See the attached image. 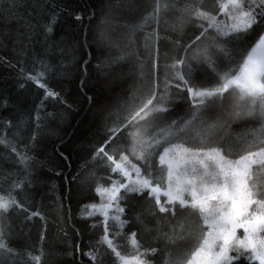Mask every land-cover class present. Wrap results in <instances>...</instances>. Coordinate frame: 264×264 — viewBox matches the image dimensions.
<instances>
[{
    "label": "snow or ice",
    "instance_id": "obj_1",
    "mask_svg": "<svg viewBox=\"0 0 264 264\" xmlns=\"http://www.w3.org/2000/svg\"><path fill=\"white\" fill-rule=\"evenodd\" d=\"M217 4L219 11L213 13L198 2L156 0L148 13L157 24L161 13L174 15L179 25L191 23L192 36L186 43L176 41L178 51L166 65L163 81L154 58L147 93L138 101L134 91L127 101L120 100L115 112L128 114L116 116L105 140L108 145L122 139L118 159L116 150L109 153L103 145L92 154L93 161L99 154L106 158L112 175L97 180L92 191L98 200L84 205L82 216L99 218L92 226L102 228L96 244L110 250L113 264H264V0ZM55 23L50 18L42 27L50 33ZM248 34L254 39L250 47L242 39ZM123 59L121 54L104 62L116 66L121 81ZM44 75L27 73L26 79L43 89L45 97L58 98L46 87ZM180 100L183 107L174 113ZM106 107L100 102L98 110ZM111 118V113L105 117ZM248 121L256 126L232 130ZM25 122L21 117L17 128ZM0 144L7 147V139L0 137ZM11 150L17 151L14 145ZM17 162L22 175L0 193V264H26L8 236L10 214H37L30 213L26 198L14 194L23 191L25 182L31 186V158L18 153ZM94 178L86 173L82 188ZM129 214L144 233H156L149 245L141 242L142 232L126 231ZM125 245L131 254L122 253ZM160 252L163 260L157 262ZM42 255L29 252L27 258L41 264ZM84 255L96 259L91 252Z\"/></svg>",
    "mask_w": 264,
    "mask_h": 264
},
{
    "label": "trees",
    "instance_id": "obj_2",
    "mask_svg": "<svg viewBox=\"0 0 264 264\" xmlns=\"http://www.w3.org/2000/svg\"><path fill=\"white\" fill-rule=\"evenodd\" d=\"M178 2H198L206 11H219L217 0ZM155 3L156 0H0V137L8 141L7 147L0 144V193H6L13 180L22 175L18 153L26 152L31 158V186L25 182L23 191L14 194L22 200L26 198L30 213L37 214L12 212L8 236L28 264H34L27 258L29 252L33 256L43 252L41 264L115 261L106 246L97 247L102 228L92 226L99 218L82 216L83 206L98 200L92 191L97 180L112 175L106 158L99 154L93 161L92 154L103 145L109 153L116 150L118 159L122 139L117 137L108 145L105 140L116 116L124 119L128 114L115 112L120 100L127 101L134 91L138 101L147 93L154 58L163 81L166 65L178 51L176 41L186 43L192 36V24L186 21L179 25L174 15L161 13L158 24L149 17ZM77 14L79 20L75 19ZM50 18L56 23L46 33L42 26ZM102 18L106 23L101 24ZM242 39L249 47L254 43L252 34ZM121 54L123 81L116 77V66L104 65ZM36 72L45 74L43 82L58 98L45 97L43 89L26 79L27 73ZM100 102L107 103L103 112L98 110ZM175 103L174 109L183 107L182 100ZM133 106L126 104L125 108ZM110 113L112 118L106 120ZM21 117L26 122L18 129ZM252 126H256L255 121L234 125L232 130L241 132ZM13 145L16 152L11 150ZM89 172L95 178L89 181L88 188H82L80 179ZM127 218L130 223L126 231L142 232L141 242L149 245L156 233H144L131 214ZM120 250L131 254L126 245ZM85 252H91L95 261ZM148 258L153 259L151 253ZM154 259L161 262L163 253Z\"/></svg>",
    "mask_w": 264,
    "mask_h": 264
},
{
    "label": "rangeland",
    "instance_id": "obj_3",
    "mask_svg": "<svg viewBox=\"0 0 264 264\" xmlns=\"http://www.w3.org/2000/svg\"><path fill=\"white\" fill-rule=\"evenodd\" d=\"M180 110H181V107H179V109H173V112H174V113H179ZM244 130H246V129H244ZM238 231H239V230H238ZM26 264H28V263H26Z\"/></svg>",
    "mask_w": 264,
    "mask_h": 264
}]
</instances>
